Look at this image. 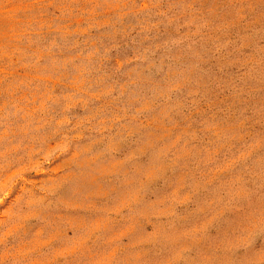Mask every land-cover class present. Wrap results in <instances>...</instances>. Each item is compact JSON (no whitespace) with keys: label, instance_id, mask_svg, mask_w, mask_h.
<instances>
[{"label":"rangeland","instance_id":"obj_1","mask_svg":"<svg viewBox=\"0 0 264 264\" xmlns=\"http://www.w3.org/2000/svg\"><path fill=\"white\" fill-rule=\"evenodd\" d=\"M0 264H264V0H0Z\"/></svg>","mask_w":264,"mask_h":264}]
</instances>
